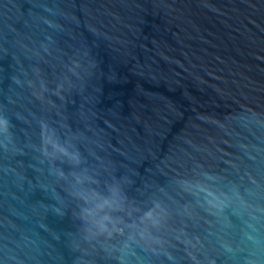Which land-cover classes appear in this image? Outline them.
<instances>
[{"label":"water","instance_id":"1","mask_svg":"<svg viewBox=\"0 0 264 264\" xmlns=\"http://www.w3.org/2000/svg\"><path fill=\"white\" fill-rule=\"evenodd\" d=\"M0 264H264V0H0Z\"/></svg>","mask_w":264,"mask_h":264}]
</instances>
